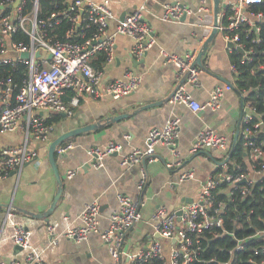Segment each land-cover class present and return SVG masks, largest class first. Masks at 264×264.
Segmentation results:
<instances>
[{"label": "built area", "instance_id": "1", "mask_svg": "<svg viewBox=\"0 0 264 264\" xmlns=\"http://www.w3.org/2000/svg\"><path fill=\"white\" fill-rule=\"evenodd\" d=\"M54 9L42 17H38V0H0V65L15 67L23 62L27 66V76L22 81L16 95H11L10 80L0 79V133L10 134L21 132L22 140L16 145L0 147V177L8 171H18L24 165L35 161L36 153L28 146L29 139L46 141L52 131V125L47 119L52 115L73 116L74 108L79 105L81 97L93 99L109 98L113 100L125 97L136 91L142 82V75L133 70H126L121 78L104 83L102 73L94 70L90 58L102 54L104 61L112 63L115 59L114 47L117 36L127 37L132 41L131 54L139 61L147 51L155 45L149 22L145 19L146 9L140 6L126 15L118 23L113 32L108 31L109 9L103 4L91 0H51ZM264 0H235L229 3L218 17L217 34L220 35L223 49L230 56L238 55L241 64L250 65V75H260L259 83L250 90L264 89ZM212 0H198V6L192 8L179 3L164 4L159 19L163 22L177 23L186 15H192L201 23L202 16L209 13ZM67 20L69 29L64 39H58L52 31L62 20ZM77 25H79L77 27ZM208 27V24H205ZM83 30H92V35L83 43H78L74 37L83 38ZM21 34L26 42L14 40V35ZM231 44V46H230ZM26 53V58L22 54ZM164 65L174 69L175 89L167 98L170 105H182L193 112L209 110L217 112L221 109L225 95L235 91L234 80L238 74L236 65L229 63V71L233 82L216 85L204 104L198 103L187 90L200 87V75L203 69L194 65L196 52L173 54L162 50L160 52ZM70 92L68 102L64 96ZM240 100V122L237 140L241 141L246 168L241 172L237 162L230 159L232 145L227 137L206 127L194 137L189 155L197 152H214L220 150L223 157L216 163L214 170L203 182L198 199L183 205L180 222H177L176 211H168L159 205L151 214L152 235L150 246L136 253L128 254L132 264H143L151 260L162 261V264H187L195 255V245L198 244L203 231L215 226L221 228L225 213V203L216 202L214 191L220 182H225L228 195L239 185L241 199L249 193V188L262 183L264 177V108L261 113L254 110L252 102L246 98L247 92L235 91ZM264 101V96L262 97ZM180 134V119L169 116L161 128L148 131L143 149H133L122 157L121 165L151 163L157 147L166 149L171 161L165 163L168 170L182 168L184 159L178 149ZM125 138H128L125 136ZM73 148L71 143L62 144L56 148L58 155ZM123 145L110 141L102 146L89 147L86 150L88 162L94 160L91 166H102L104 159L112 154H119ZM231 167V168H230ZM219 169V171H217ZM231 169V170H230ZM76 170L66 173L71 179ZM194 179V170L181 171L177 183ZM146 183L143 174L137 184L138 192H142ZM264 192V185L259 188ZM142 193L140 198L118 193L116 208L108 217V225L100 231V240L104 243L113 261L121 264L125 238L141 219L140 208L143 206ZM9 214V212H8ZM100 204L97 198L85 204L77 219L66 229L57 233L52 225L45 228L48 244L56 245L59 238L80 243L90 235L98 233ZM66 219V218H65ZM236 230L240 228L237 220L233 221ZM234 245L230 255L244 249L252 239L260 240V245L253 251H264V230L254 232L242 238L234 232H226ZM29 233L25 227L16 225L13 230V241L16 245L27 249L25 260L28 264H45L40 253L29 250ZM194 237V240H193ZM171 243L170 256L164 258L161 241ZM251 264H264V261ZM0 264H8L0 260ZM227 264V263H226Z\"/></svg>", "mask_w": 264, "mask_h": 264}, {"label": "crops", "instance_id": "2", "mask_svg": "<svg viewBox=\"0 0 264 264\" xmlns=\"http://www.w3.org/2000/svg\"><path fill=\"white\" fill-rule=\"evenodd\" d=\"M105 5L111 14L108 31L113 32L124 15L144 6L145 19L149 22L155 45L139 60L131 54L132 41L123 36L115 40V59L107 63L101 55L90 58L94 70L102 73L103 82L121 78L126 70L142 75L139 88L133 93L117 100L81 97L70 118L53 115L52 131L46 141L29 139L28 146L35 151V161L24 165L18 171H8L0 177V260L8 264H28L25 260L27 249L13 241V230L21 225L29 233V250L41 254L45 264H113L99 233L108 225V217L116 208V195L124 194L131 199L140 198L141 219L125 238L121 264H132L128 254L147 248L153 239L150 217L153 211L163 205L168 211H178L188 202L198 199L199 191L206 177L212 173L216 163H220L223 152H197L189 155L188 150L195 135L206 127L227 137L230 144L240 122V100L233 90L226 93L222 107L217 112L202 110L193 112L182 105H170L167 98L175 89L174 69L164 65L160 52L173 54L199 52L213 26V7L197 21L186 15L177 23L163 22L159 19L164 4L179 3L196 8L198 0H91ZM235 0H222L227 6ZM205 24L209 26L206 27ZM218 35V34H217ZM134 60V61H133ZM100 61V63H99ZM230 55L223 49L220 35L216 36L202 58L200 87L186 86L193 98L204 104L216 85L233 82L229 71ZM64 100L68 102V93ZM121 115L124 118L107 124L106 121ZM180 119L178 149L184 159L182 168L168 170L165 163L171 161L169 152L163 147L156 148L151 163L121 165L122 157L133 149H143L149 130L161 128L169 116ZM95 124L91 130L68 140L73 148L64 154H54L55 164L62 182L61 194L55 208L48 216V222L37 219L27 212L44 213L53 201L57 183L48 161V147L59 135L86 125ZM128 137V138H125ZM22 140V133H0V147L16 145ZM114 141L123 145L119 154L106 157L101 167L84 168L88 162L86 150ZM193 169L194 179L177 183L181 171ZM76 170L71 179L66 173ZM146 183L142 192L137 184L142 175ZM97 198L100 204L98 233L85 241L76 243L59 238L56 245H49L45 231L52 225L57 233L75 221L83 206ZM9 212V214H8ZM66 218V219H65ZM164 258L168 261L171 243L161 241Z\"/></svg>", "mask_w": 264, "mask_h": 264}, {"label": "trees", "instance_id": "3", "mask_svg": "<svg viewBox=\"0 0 264 264\" xmlns=\"http://www.w3.org/2000/svg\"><path fill=\"white\" fill-rule=\"evenodd\" d=\"M53 9L54 3L51 0H38V17L44 16ZM262 9L264 11V6H262ZM68 29L69 23L64 19L54 28L52 33L58 39L63 40L64 34ZM81 32L84 33L83 38L74 37V40L78 43H83L92 35V30H83ZM17 34L18 35H14V40L26 42V37L19 33ZM100 55L101 61L102 59L104 60L103 55ZM230 57L231 62L234 63L238 69V74L234 80L235 91L239 93L245 90L247 92L246 98L252 102L255 112L261 113L264 108V101L262 100L264 89L260 88L258 91L250 90V87L259 83L261 80L260 75H250V65L241 64L238 55H231ZM26 76L27 66L23 62L16 63L15 67L0 65V79L10 80V84L13 87L11 92L13 97L16 95L18 88ZM67 93L69 100L71 93ZM52 118H54L53 115L47 119L46 123L51 124ZM260 140L264 141V134L260 135ZM66 142L68 141L62 144ZM230 159L235 160L239 166L238 169L244 172L246 168V158L244 156L241 141L237 140L232 145ZM217 171H219V169H217ZM261 185H264V177L262 183H257L253 187H250L248 195L245 199H241L239 192L241 188L245 187V184H241L236 190L231 191L232 195L229 197L227 184L225 182L219 183L217 189L214 191V196L216 202L225 203L226 206L222 227L217 228L213 226L201 233L199 242L195 245L196 255L194 259L187 264H251L248 262L249 259L255 262L264 261V251H253L260 245V240L257 239L250 240L243 250L236 251L231 256L229 251H231L234 241L225 233V231L234 232L236 237L242 238L251 235L254 230H264V192L259 190ZM234 220L239 222L240 228L238 230L234 227ZM162 263L163 262L159 260H151L143 264ZM179 264H181V261Z\"/></svg>", "mask_w": 264, "mask_h": 264}, {"label": "water", "instance_id": "4", "mask_svg": "<svg viewBox=\"0 0 264 264\" xmlns=\"http://www.w3.org/2000/svg\"><path fill=\"white\" fill-rule=\"evenodd\" d=\"M212 7H213V26H212L211 32L209 33V35L207 36V38L203 42L199 52L197 53V55L195 57L194 65L197 67H202V58H203L204 54L206 53L207 49L209 48L213 39H215V37L217 36V27L219 24L218 23V17L220 15L221 11L226 7V5L222 2V0H212ZM78 26L79 25H77V27ZM230 46H231V44H230ZM26 56H27L26 53L22 54L23 58H26ZM224 83H226V82H224ZM227 83H229V82H227ZM61 116L64 117V115H61ZM125 116H127V115H121V116H118L115 118L108 119L106 121V123L107 124L113 123L115 121H118V120L124 118ZM95 128H96V125L91 124V125H86L84 127L77 128V129H72V130H69V131L59 135L56 139H54L50 143V145L48 147V161H49V164L51 166L52 172L54 174V177H55V180L57 183V190H56V193L54 195L53 201L50 204V207L44 213L34 214V213L26 211L27 214H29L30 216H32L34 218L43 219L45 222H48V216L56 206V203H57V201L60 197V194H61V186H62V182H61L59 172H58V169L56 167L55 159H54V154L56 152V148L59 147L60 145H62V143H64L65 141H68L69 139H71L72 137H75L77 135H80L82 133H85V132H88L91 130H95ZM238 128H239V124H237V126H236V131H235V134L233 136V142H235L237 140ZM92 164H94V160H90L89 162L85 163L83 165L84 166L83 169H87ZM188 203H191V201ZM188 203H186V204H188ZM176 215H177V222H180L181 210L176 211ZM149 246H150V244L147 247H149Z\"/></svg>", "mask_w": 264, "mask_h": 264}, {"label": "rangeland", "instance_id": "5", "mask_svg": "<svg viewBox=\"0 0 264 264\" xmlns=\"http://www.w3.org/2000/svg\"><path fill=\"white\" fill-rule=\"evenodd\" d=\"M218 36V35H217Z\"/></svg>", "mask_w": 264, "mask_h": 264}]
</instances>
